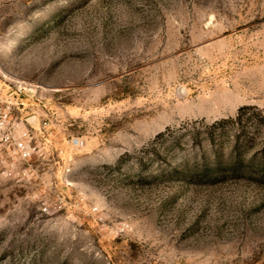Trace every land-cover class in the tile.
<instances>
[{
    "label": "rangeland",
    "instance_id": "rangeland-1",
    "mask_svg": "<svg viewBox=\"0 0 264 264\" xmlns=\"http://www.w3.org/2000/svg\"><path fill=\"white\" fill-rule=\"evenodd\" d=\"M0 91V264H264V181L187 134L264 109V0H0Z\"/></svg>",
    "mask_w": 264,
    "mask_h": 264
},
{
    "label": "trees",
    "instance_id": "trees-1",
    "mask_svg": "<svg viewBox=\"0 0 264 264\" xmlns=\"http://www.w3.org/2000/svg\"><path fill=\"white\" fill-rule=\"evenodd\" d=\"M194 125L187 133L190 141L200 147L207 141L212 146V153L201 165L205 177L248 176L264 181V109L243 106L235 117ZM231 130L233 148L225 160L224 146ZM248 153L252 154L249 159Z\"/></svg>",
    "mask_w": 264,
    "mask_h": 264
},
{
    "label": "built area",
    "instance_id": "built-area-1",
    "mask_svg": "<svg viewBox=\"0 0 264 264\" xmlns=\"http://www.w3.org/2000/svg\"><path fill=\"white\" fill-rule=\"evenodd\" d=\"M12 102L9 100V98L6 96V94L3 91H0V127L7 125L8 118L10 117L12 119ZM27 133L25 134V137H27ZM21 141L17 143V152L18 155H20L21 158L24 160H28L32 158V154L34 151L33 146L31 143L26 142L22 139ZM47 209H45V212Z\"/></svg>",
    "mask_w": 264,
    "mask_h": 264
}]
</instances>
